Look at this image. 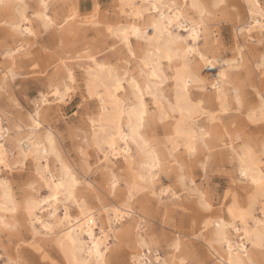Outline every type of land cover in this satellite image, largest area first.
I'll list each match as a JSON object with an SVG mask.
<instances>
[{"label": "snow or ice", "instance_id": "obj_1", "mask_svg": "<svg viewBox=\"0 0 264 264\" xmlns=\"http://www.w3.org/2000/svg\"><path fill=\"white\" fill-rule=\"evenodd\" d=\"M189 7L198 19L184 13ZM227 7L226 0H192L190 6L187 3L181 6L176 0H143L141 3L121 0V9L125 10L129 21L108 25L106 29L114 41H119L118 49L114 50L122 53L121 58L113 63L104 58L98 48L95 51L78 49L75 60L87 63L73 65L56 54L76 35L74 26L77 24L80 28L100 26L99 4L90 14L80 15L75 0H0V16L12 18L10 23L5 20L0 28H10L19 37L45 35L52 37L53 43L59 40V46L51 48L56 56L57 70L52 75L42 73L48 77L47 93L35 101V111L28 117L27 140L18 139L11 130L0 128V141H4L0 142V172L6 174L23 167L30 173L23 179L17 194H13L7 180H0V193H3L0 196V232L14 235L20 224L25 223L31 228L33 237L29 247L40 250L38 238L54 239L64 252L67 264H113L109 259L112 246L107 242L113 225L122 226V222L133 215V203L142 194H150L165 206L189 198L209 217L204 229H215L212 243L227 245L228 264H264V143L254 146L242 131L235 133L234 141L231 135L214 134L215 125L223 119V114L236 113L239 118L245 117L246 112L247 122L264 124V87L245 93L231 82L229 70L243 66V49L238 45L241 58L221 65L224 70L212 84L215 96L205 98L193 92V88L205 91L207 85L200 79L203 69L199 62L203 61L205 67L211 65L218 48V43H214L218 38L211 31L209 21L220 17ZM247 15L251 20L245 16L235 25L239 28L237 38L245 32L253 34L258 30L260 43L264 45V0H247ZM176 27L183 28L187 36H174ZM148 29L152 30L151 35ZM199 40L204 44L202 50L197 46ZM145 46L152 51L141 56L137 47L143 49ZM25 51L17 47L15 51L3 53L6 67L0 69L4 71L0 93L6 90L9 77H15L17 54ZM9 60L12 67H7ZM165 60L170 68H176L171 77L175 81L174 99L169 95L167 101L163 95V87L169 79L163 71ZM132 61H138L140 79L134 74L128 78ZM77 66L81 67L83 79L74 71ZM256 68L264 84V57L259 59ZM33 69L40 72L41 66L33 63ZM76 92L83 96L80 106L70 117L63 116L57 109ZM146 97H151V103ZM85 110L88 112L85 124L79 125L77 121ZM202 118H207L213 127H199ZM61 119L67 125L65 136L75 139L80 138L82 128L90 125V132L85 131L84 142L95 148L99 154L98 163L90 166L91 160L83 147L80 149L82 159L76 164L65 159L58 150L54 129L46 123ZM161 127L165 129L163 135ZM227 131L225 129V133ZM20 132L23 127L15 129V133ZM10 143L19 144V155L15 147H9ZM220 143L232 150L234 168L237 163L239 165V183L246 185V202L229 191L224 194L225 204H220L217 193L211 188L209 177L217 167L213 160L216 145ZM161 146L167 148L166 155L161 154ZM120 157L126 167L121 166L117 173L113 164H119V159L114 158ZM50 158L55 159L54 166ZM93 171L105 191L101 192L95 183L89 182ZM165 175L169 176V183L174 179L175 184L168 188L161 186L157 192L156 182ZM233 182H237L235 175ZM40 189H47L46 197L42 198ZM229 200L231 202L227 203ZM61 205L62 215L59 214ZM216 206L220 211L214 214ZM38 210L46 211V217H38ZM74 213L77 214L73 223ZM98 213L101 219L104 215L108 217V231L101 228L99 236L93 232V227L99 224ZM85 232L86 240L82 239ZM232 232L241 241L235 259L231 258ZM133 243L136 250L131 264H202L191 258L180 239L168 242L167 255L155 251L164 241L144 234L140 225L136 226ZM8 256L0 264H37L22 258L19 244L15 256L10 252ZM44 264H47L46 256ZM123 264H129L127 259Z\"/></svg>", "mask_w": 264, "mask_h": 264}, {"label": "rangeland", "instance_id": "obj_2", "mask_svg": "<svg viewBox=\"0 0 264 264\" xmlns=\"http://www.w3.org/2000/svg\"><path fill=\"white\" fill-rule=\"evenodd\" d=\"M75 1L78 2L82 15L90 14L93 10V6H94L93 4L96 3L100 5L99 15L107 19L106 23H111L114 25L117 22H121V21L125 22L124 21L125 14L119 11L118 6H117V2H118L117 0H75ZM227 4H229V6L227 7V9L224 10L225 12L223 11L224 13L230 11L229 8H231L230 7L231 2ZM233 10L236 11L235 8ZM224 17H225L224 14L221 15L220 17H215L214 18L215 20L211 22V28L212 30H216L219 32L218 38L222 43V47L224 50L223 52L228 54L227 57L235 58L236 48L234 46L233 38L235 34L234 26L237 24V21L231 17H229L230 19L228 18L225 19ZM117 18L119 19V21ZM74 27H76L77 29L76 35L73 36L70 42L66 43L63 48H60L58 53L56 54V55L61 56L63 59H66V60L68 59L70 64L82 65V64L87 63V61L78 62L75 60V56L77 54L78 49L80 51H84L87 48H92V50L95 51L98 48L100 53H103V56H106V55H109L111 51H113L114 53L115 52L114 49H118L119 47V41H114V38L106 36L105 35L106 32H104V29L101 25L99 27L86 26V27H83L81 30L78 29L79 26L77 25ZM1 32L2 30H0V38L3 37V35L1 36ZM259 39L257 41H253V43L246 42L245 44L246 49L245 50L243 49V53L246 57H249L250 59L248 58L247 61H243L244 64L242 67L233 68L234 70H232L233 72L235 71L234 74L232 75H237V74L241 75L245 93L252 92L253 90L252 82L255 80V77L259 76L258 75L259 72L257 68L254 66H256L261 56L264 57V45H261V43L259 42L260 41ZM55 46L56 47L59 46V40H56L55 43H53L52 37L41 35L35 40V43L29 48V49L34 48L32 50L36 49L34 51L36 53L40 49H44L45 51L46 49H49L47 52H49V54L53 56V59L50 58V61L47 60L48 66H46L47 69L44 73H47V74L56 73V70H57L55 67L57 63L56 56L53 54L52 51H50L51 48H56ZM40 56H41V59L45 60L44 58H42L44 57L43 52ZM0 57H1L0 64L3 66V68H5L6 67L5 57L4 56H0ZM117 57L118 55L115 53V55H113L111 59L114 61V59H116ZM251 60H252V64H251ZM133 64L134 63L131 62V67L133 66ZM14 71H15V77L13 78V80L8 79L9 85L7 86L6 90L0 94V105H3L6 98L7 99L10 98L9 102L12 105H10V107L7 109L10 114L18 115L19 113L23 114L25 112H28L34 109L35 101L38 99L37 92L41 90V85H40L39 80H42L43 78H45L46 75L34 70L33 65L25 66V67L21 66L19 68H15ZM74 71L81 77V79H83V73L81 71V67L79 66L75 67ZM262 86H264V84H262V80H261V82L259 83V87L261 88ZM209 89L210 87L207 88V91ZM82 100H83V96L79 92H76L73 94L72 98L66 104L60 106V108H58L57 111L62 112L63 116L70 117L72 113L77 111V108L80 106ZM26 108H27V111H26ZM17 112L19 113L17 114ZM87 114L88 112L87 110H85L83 117H81L77 121L79 125L85 124ZM240 119L241 117L238 118L236 113H231L229 115H226L224 119V123L227 124V123L232 122L233 124H235ZM50 125L54 128L56 134H58V141L61 146L62 154L64 155L66 160H71L74 164H76L79 160L82 159L80 157V149L83 147V149L86 150L85 152H88L90 155L89 159L91 160V165L94 166L97 163L96 157L98 154H95L93 151V148L89 144L84 142L85 131L88 132V128H82L81 133H80V138L75 139L72 136H65L64 130L67 128V125L63 123L62 119L61 120H50ZM240 129L243 132V135L245 138H248L247 136H249L250 140H252L254 143L256 144L263 143L264 124L249 123L246 121L245 127L242 126ZM160 134L162 135V128H160ZM218 149L219 151L222 150V152H224V155H226L227 151H223L224 146L222 144H220V146L217 147V150ZM223 158H224V160L222 159L223 161L222 160L218 161L219 159H217L215 163L217 167L214 173L211 174L209 177V180L211 182V188L213 191L217 193L220 204H225L224 194L229 191L236 193L243 200L245 193H246L244 189L245 185L239 183V176L236 170V166L234 168V162L230 161L228 157L223 156ZM23 169L24 168L22 167L21 169L16 170V171H9V173L8 172L6 173L7 175L4 172H1L2 177L9 178L10 180H12V182H15L14 186H15L16 193L23 179L27 178L28 174L30 175V173L25 172V170ZM197 171L200 174H202V170L198 169ZM233 175L237 177L236 183L233 182ZM19 176L20 177L23 176L22 177L23 179H21ZM90 177L94 181L100 182V179L97 178L96 172L95 173L92 172L90 174ZM171 182L175 184L174 179H172ZM40 193L45 194V189H40ZM160 207L161 209L158 210V213H156L150 219L152 222L149 224V226H152V229L156 234H161V235L163 234L164 242L165 244H167L165 246H168V242L172 241V238L175 237L177 233H179L182 238V242L186 245V248L190 251L191 258L201 261L202 264H216L215 260L211 258V255L209 254V252H207L208 250L206 249V246L199 239H197L200 237L198 235V231L204 232L202 231V228H201L203 221L209 218L205 213H203L200 209H198L199 208L198 204L192 199L184 198V199H181V201L179 202L175 201L174 203H169L167 206L160 204ZM216 212L217 213L219 212V206L214 207L213 213L215 214ZM214 216L215 215H213V217ZM20 227L22 229L20 228L21 230H18V232L16 233L17 235L16 237L13 234L9 235L13 241L12 242L13 246L15 245V243L21 245L22 258L35 261L37 262V264H44V258L42 257L44 253L41 251L35 250V248L33 247H29V244H31L30 242H32L33 238L31 236V232L28 229L27 224L21 223ZM193 237L195 239H193ZM24 242H26V244H24ZM40 242L43 245V247L46 248L45 250L48 252L50 256L48 257L49 260H47V264H53L56 261L60 263V258L59 256H57L58 255L57 252L54 251L55 249L51 248L49 246V243L46 245V242L44 240H40ZM162 251L163 250L160 248L159 252L162 253ZM116 256H117L115 258L116 261H114L113 264H123V261L125 259H127V261L129 262L128 256L125 255L123 252H117ZM2 258L3 257L0 258L1 261L3 260Z\"/></svg>", "mask_w": 264, "mask_h": 264}, {"label": "bare ground", "instance_id": "obj_3", "mask_svg": "<svg viewBox=\"0 0 264 264\" xmlns=\"http://www.w3.org/2000/svg\"><path fill=\"white\" fill-rule=\"evenodd\" d=\"M117 1H118L117 2V6H118L119 11L122 12V13H124L125 10H122L121 9V0H117ZM137 2L138 3H141V2H143V0H137ZM169 2H170V0H169ZM176 2L179 3L181 6H183L186 3L190 6L191 3H192V0H177ZM229 2H231V5H230L231 8H229L230 9V11H229L230 13L229 12L224 13L225 12L224 11V12L221 13V15L224 14V16L225 17L227 16L228 19H230L229 17L235 19L237 21V24L236 25H239L240 22H241V19H243L245 16H247V19L248 20H251V17L247 15V0H226V3H229ZM75 3H76V6H77V12L80 15H82L81 14V9H80V6H79L78 2L75 1ZM93 5L95 6L96 3H94ZM227 5L229 6V4H227ZM234 8H235L236 11L233 10ZM127 11H131V10L128 9ZM184 13L189 18H196V19H198V15L190 7L184 9ZM165 14L166 15L168 14L167 13V10H165ZM214 18L215 17H213L209 21V24L210 25H211V22L213 20H215ZM11 19H12L11 17H2V16H0V25H2L5 20H8V22L10 23L11 22ZM106 21H107L106 18H103V17L100 16L99 23L103 27L104 32H106L105 35L106 36H109L108 33H107V30H106L108 25L116 26V25L125 24V23H127L129 21V17L125 15V20H124L125 22H122V21L121 22H117L114 25L111 24V23H106ZM118 21H119V19H118ZM77 26H79V25L77 24ZM78 29L81 30L82 28L78 27ZM234 29H235V34H234V38L233 39H234V46L236 48L235 49L236 53H235V58H232V57H227L228 54H226L225 52H223L224 50H223V47H222V43H221V41L218 38L219 32L216 31V30H212V28H211V31H214L216 37L218 38V40L220 42L218 40L217 41H214V43H218V48L216 50L215 56L212 58L213 59V63L211 65L205 67L203 61H200L199 62L200 67L203 69L202 74L200 76V79L203 80V81H205L206 82V85H207L205 91H202V92L199 91L198 89L193 88V92L198 93L199 96L205 97V98L214 97L215 96V92L212 89V84L215 83L216 80L219 78L220 71L224 70L223 68H221V65H224L226 61H231V60H234V59H237V58H241V53L239 51H237V46L238 45H239V48L245 50L246 49V47H245L246 42H252L253 43V41H257L260 38V33L257 30L253 34H249V33L245 32L243 35L239 36V39H238L237 38V33L239 32V28L234 26ZM0 30H2L1 36L3 35V37L0 38V56H4L3 53L5 51H8V50L15 51V49L17 47H22L26 51L24 53H22V54H17V56L15 58V68H19L21 66H23V67H25V66H32L33 63H38L41 66L40 73H44L46 71V69H47L46 66H48L47 60L50 61V58L53 59V56L50 55L49 52L45 51L44 49H40L39 47L38 48L40 50L37 51V53L34 52L36 49L35 50H32L34 48L29 49L35 43V40L38 37H28V38H24V37L15 36L11 32V29L10 28H0ZM148 34L149 35L152 34V30L151 29H148ZM173 35L174 36H187V33L184 31L183 28L176 27V28L173 29ZM132 42L134 44L136 43L135 37L132 38ZM141 43H143V42H141ZM197 46L202 50L203 47H204L203 41L202 40L197 41ZM35 47H37V46H35ZM114 51H115L114 53H113V51H111L110 54L104 56V58H107L111 62L116 63L121 58L122 53L119 50H114ZM137 51L140 52L141 56H144V55L147 54L148 51H152V49L147 48V46H145L143 49H141L140 47H137ZM42 52L44 54V57H42V58H44L45 60L41 59V56L40 55L42 54ZM115 53L118 55V57L116 59H114V61H113L111 59V57L113 55H115ZM216 57H220V58L219 59H216ZM248 58L249 57H246L244 55V53H243L242 60L243 61H247ZM198 59L199 58L197 57V60ZM132 62L134 64H133V66L129 70V77L128 78L131 79L133 77V74H134L137 79H140L139 71H138V61H132ZM251 64H252V60H251ZM7 67H12V61L11 60H9L7 62ZM123 67L124 68H128L127 65H124ZM254 67H256V66H254ZM0 69H4L1 64H0ZM232 70H234V69H230L229 71L231 72V74H234L235 71L233 72ZM237 70H239V69H237ZM163 71L165 72V75L169 76L168 81H166V83H165V85L163 87L164 99H165V101H167L169 95H172L173 96V99H174V95H175V93H174L175 81H173L171 79V77L175 75L176 68H175V66H173V67L170 68L169 65H168L167 60H165V61H163ZM53 74H55V73H53ZM49 75H52V73L49 74ZM258 75L259 76L258 77H255V80L252 82L253 89H260L259 83L261 82L262 79L260 77L261 75L260 74H258ZM47 78L48 77L46 76L42 80H39L40 81V85H41V90L39 92H37L38 93V99L41 96V94H46L47 93V91H45V90H47V87H46ZM241 78L242 77L239 74H237V75H231V82L233 83V85L235 87H239L242 90V92H244L243 81H242ZM3 79H4V71L2 70V71H0V81H2ZM9 79L10 80H13V77H9ZM168 85H172V87L170 88ZM208 87H210V89L207 91V88ZM262 87H264V86H262ZM129 91H131V90L129 89ZM13 92H14V90H13ZM231 98L234 99V95ZM9 99L6 98L5 101H4V103H3V105H0V128L6 129V130H11L17 136L18 139H23V140L26 141L27 140V136L29 134V130H28V127H27L28 117H29V115H31L32 112L35 111L36 105H35V107H34L33 110H30V111L25 112L23 114L17 112V114L19 113L18 115H12V114L9 113V111L7 109V108L10 107V105H12V104H10V102H9L10 100ZM146 101L149 102V103H151V97H146ZM12 103H14V102H12ZM216 110L219 111L218 103H217V109ZM26 111H27V108H26ZM226 115H229V114H223V119L219 120L218 123L215 125L214 134L218 132V133L223 134V135H231V136H233V141H234L235 140V133L237 131H241L240 128L242 126L245 127L246 112H245V117H241V119L237 123H235V124H233L232 122L231 123H227V124L224 123V119H225ZM46 123L50 127H52L50 125V120L49 121H46ZM125 124H126V120H125ZM206 125L208 127H210V128L213 127L212 124L207 120V118H202L201 121L198 122V126L199 127H204ZM233 125H236L237 127L236 128H233ZM21 127H23V132L15 133V129L21 128ZM87 128H88V132H90V125H88ZM161 128H162V135H163L165 129L163 127H161ZM225 129L228 130L226 133H225ZM55 134H56V132H55ZM56 136L58 138V134H56ZM247 137L248 138H245V139L246 140H250L249 136H247ZM89 139H90V136H89ZM251 139H252V137H251ZM233 141H229V143L231 144V143H233ZM0 142H4V141H0ZM258 142H260V141H258ZM263 143H264V140H263ZM220 144H222V143H220ZM220 144L216 145V148L218 146H220ZM257 144L254 143V146L257 145ZM57 146H58V150L62 153L61 146L59 144L58 139H57ZM9 147L10 148L11 147H15L17 149V155H19V147L20 146H19L18 143H15V144L10 143L9 144ZM237 147H239V144H237ZM92 148H93L94 153L95 154H98L96 152L95 148L94 147H92ZM219 149L214 153V160H213L214 163H216L217 159H219L218 161H221L222 159L224 160L223 156H226V157L229 158L230 161H233V158H232V150L230 148L229 149H225V148L223 149V151H227L226 155H224V152H222V150L219 151ZM160 151H161V154L162 155H166L167 148L161 146ZM86 154L88 156H90L88 152H86ZM50 159H51L52 164L54 166L55 165V159L54 158H50ZM114 159H119V164H115L114 163L113 164V167L115 168V170H116L117 173H120L121 166L126 167V165L124 164L123 157L114 158ZM97 163H98V161H97ZM90 166H92V165H90ZM174 166L175 165H173V167ZM235 166H236V170H237V173H238V167H239L238 163ZM33 172H34V168H33ZM22 173H24V172H22ZM93 173H95V171H93ZM26 175H27V173H26ZM20 176H21V174H20ZM22 177H20V178L23 179ZM101 179H102V177H101ZM0 180H7L8 183L10 184V186L13 189V194H17L16 191H15V186H14V183L15 182H12V180H10L9 178L2 177L1 176V172H0ZM89 182L95 183L96 186H97V188H99L100 191H105L104 185L101 183V180H100V182L99 181L97 182V181H94L90 177V181ZM171 184H174V183H172V182L169 183V176L168 175H165L161 180H158L156 182V191L159 192L161 186L164 187V188H168V187L171 186ZM244 189H245V192H246V185L244 186ZM39 192H40V190H39ZM2 195H3V193H0V196H2ZM41 195H42V198L43 197H46L47 196V189H45V194H42L41 193ZM177 195H179V193H177ZM246 200H247V193H245V196L243 198V201L246 202ZM179 201H181V199L180 200H177V202H179ZM230 202L231 201H229L227 203H230ZM160 204H161L160 201L159 200H154L150 196V194L149 195H143L142 194L136 201H134L133 208H132L133 215L130 216V217H127L125 219V221L122 222V226L121 225H113L112 231L110 233V238L107 241L112 246L111 247V250H110V254H109V259L110 260H112L113 262L116 261L115 258L117 257L116 256L117 252H123L125 255L128 256V258H129V264H131L132 257H133V255H135V250H136V245L133 243V241H135V238H136V226L137 225H140L141 226V231L144 232V234H146V235H148L150 237H156L159 241H164L163 234L162 235L161 234H156L153 231L152 226H149V224L152 222L150 219L156 213H158V210L159 209H161ZM62 209H63V205H61V212L59 213L60 215H62ZM219 211H220V209H219ZM223 211H224V214L227 215V207H225ZM257 211H259V209H257ZM76 214L77 213H74L73 214V223L75 222ZM46 215H47V212L46 211H43V210H38L37 211V216L38 217H46ZM23 216H24V214L21 213V217H23ZM212 218H215V216L212 217ZM97 220H99V224L97 226H94L93 227V232L97 236H99L101 228H104L105 231H108V217L106 215H104L103 218L101 219L100 218V215L98 213L97 214ZM195 223H196V221H195ZM204 223H205V221H203L201 228H202V231H204L205 233L198 231V235L200 237L197 238V239H199L206 246V249L208 250L207 252H209V254L211 255V258H213V260H215L216 264H228V261H229V258H230V254L228 252L227 245L221 246L220 244H214V243H212L213 234L215 232V229L213 227H210L208 229H204ZM193 227H194V225H193ZM20 228H19V230L22 229V228L21 229ZM28 229L31 232V228L29 226H28ZM129 233H131V241L129 240ZM9 235H10L9 233L0 232V258L3 257L2 258L3 260L2 261L0 260V262H3L7 258H9V256H8V253L9 252L11 253L12 256H15V254H16L17 243H15V245L13 246V243H12L13 241H12V239H11V237ZM14 235H15V237L17 236L16 234H14ZM31 236H32V232H31ZM31 236H30V238H31ZM195 236H197V235H195ZM82 239H85V240L87 239L86 232L82 236ZM176 239H180L182 241V238H181V236H180L179 233H177V235L172 238V241H174ZM193 239H195V238L193 237ZM40 240H44L46 242V245L49 243V246L51 248H54L55 250L54 249L53 250L57 252V254H58L57 256H59V258H60V263L57 262L56 260H54L56 262H54L53 264H67V259L65 257L64 252L56 245L54 239H45V238H42V237L37 239V243L40 245V250H38L37 248H35V250H37V251H41L42 250V252L44 253L43 256H42L43 258H45V256H46L47 257V260H49L48 257H50V256H49L48 252L45 250L46 248H44L43 245L41 244ZM14 242H16V241H14ZM231 242H232V246H233V252L231 253V258L235 259L236 256H237V246L241 243L240 239L238 238V236H237V234L235 232H232L231 233ZM191 243H193V242H191ZM24 244H26V242H24ZM46 245H45V247H46ZM165 245H167V244H165V242H164L163 245H162V247H161V249L163 250L162 251V254L163 255H167L168 252H169V250H168L169 249V246H165ZM246 246L247 247H251L250 245H246ZM155 251L159 252V249H157ZM38 255H40V254H38ZM256 258H259V257L257 256ZM152 259L153 260L155 259V255L152 256Z\"/></svg>", "mask_w": 264, "mask_h": 264}]
</instances>
